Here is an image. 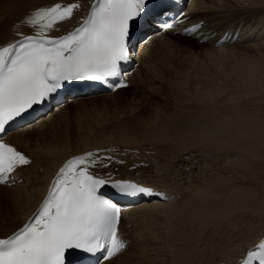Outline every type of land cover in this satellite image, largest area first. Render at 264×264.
Returning <instances> with one entry per match:
<instances>
[{"label": "bare ground", "instance_id": "bare-ground-1", "mask_svg": "<svg viewBox=\"0 0 264 264\" xmlns=\"http://www.w3.org/2000/svg\"><path fill=\"white\" fill-rule=\"evenodd\" d=\"M77 1L87 0H0V45L19 38L14 36L11 29L30 10L48 7L57 2ZM187 16L188 19L183 21L179 29L152 37L147 43L141 44L133 55L136 66L132 76L128 78L131 86L138 93L150 92L159 97L162 95L161 89H170L174 98L172 100L176 104L174 108H177L172 112L157 111L158 115H154V111L152 116L156 123L149 119L153 122L151 127L148 120L150 128L146 133L142 131L144 137L136 132V123L133 125V122L121 121V125L112 126L113 129L110 130V127H99L97 135L94 130L89 129L74 146L70 145L72 142L69 143L63 134V127L68 125L66 119L80 114L81 117L75 120L81 126V123L89 119L91 111L72 109L85 102L98 100L95 98L73 101L72 109L65 106L55 114L51 111L38 119L36 125L17 131L9 137V142L28 155L33 163L19 172L17 180H23V185L0 187V237L12 234L31 216L50 180L66 159L100 147H113L116 150L113 156L126 163V166L113 168L118 167V173L122 176L134 177L143 184L176 197L169 203L140 206L125 213L121 232L132 245L123 255L105 264H239L243 258L242 253L264 237V182L262 181L260 189L255 187L256 181L264 179V106L251 101L257 95L256 91L254 97L251 95L255 87L252 85L257 82L259 85L264 79V0H194ZM71 23L72 21L62 27L67 29ZM195 24L202 25L203 30L196 36L208 40L206 43L201 44L200 41L183 36L186 27ZM21 31L27 35L31 29L23 27ZM225 34H231L232 37L237 35L238 40L215 47L214 41ZM177 43L184 45L182 52L176 53V48L181 45L176 46ZM162 47L166 51L157 52ZM201 59L208 60L209 63L207 61L206 64H212L207 65L209 68L217 65L218 70L219 62L223 65L225 62L227 66L219 65L221 71L226 69L223 67H228L229 70L233 67L231 72L234 74H229L226 70V77L228 74L236 75L244 85L235 84L243 86L242 89L245 85V89L250 86L248 92L252 93L244 92L247 94L244 95L253 103L249 102L245 106V102L249 100L245 99L243 92H239L242 95L229 92L233 96L228 97L229 103L225 104L231 106L220 104L221 108L216 110L221 117L214 116L209 111L211 109L184 108L190 99L199 102L206 90L202 88L203 85L200 86V81L203 83L204 78L208 77L203 76L208 68L202 64L204 60ZM250 82L255 83L251 85ZM126 91L127 89L119 90L116 95ZM205 96L207 98L209 95H204V98ZM111 98L114 96L106 95L99 99ZM260 98L264 100V96ZM217 105L220 106L219 103ZM229 111L231 112L228 113ZM91 117L95 118L93 115ZM143 141L159 142L161 151H152L153 154L148 155L146 153L149 150L146 148L133 147ZM172 146L177 150H172ZM200 149L207 150L208 154L215 153L216 158L213 159L220 166L207 161V166H200V173H196L200 162L205 160L204 154L200 155ZM220 155L225 156L226 161ZM142 163L149 164L148 168L130 171ZM237 170L244 173L240 178L255 182L252 183L253 187H234L238 182L235 176ZM258 191L260 195H257ZM262 204L263 207L254 209ZM159 219L161 225L157 227Z\"/></svg>", "mask_w": 264, "mask_h": 264}, {"label": "snow or ice", "instance_id": "snow-or-ice-1", "mask_svg": "<svg viewBox=\"0 0 264 264\" xmlns=\"http://www.w3.org/2000/svg\"><path fill=\"white\" fill-rule=\"evenodd\" d=\"M82 5L76 2L30 10L11 29L13 39L0 45V134L35 106L61 102L75 82H99L127 88L122 64L135 46L175 31L170 0H95L84 19L64 35L52 36L70 22ZM28 27L33 34L21 29ZM200 26L186 28L194 34ZM116 150L86 151L68 159L51 181L47 196L27 223L0 238V264H102L128 251L120 232L122 208L103 190L123 198L176 197L153 187L116 178L110 169ZM33 161L0 135V185L12 187L16 174ZM239 264H264V240L242 253Z\"/></svg>", "mask_w": 264, "mask_h": 264}, {"label": "rangeland", "instance_id": "rangeland-1", "mask_svg": "<svg viewBox=\"0 0 264 264\" xmlns=\"http://www.w3.org/2000/svg\"><path fill=\"white\" fill-rule=\"evenodd\" d=\"M194 41H200V43L202 44V42H201V40L199 39H197V38H192ZM180 45V47H178V48H176V50H177V52L176 53H179V52H182V47L184 46L182 43H177L176 44V46L177 45ZM181 50H180V49ZM180 50V51H179ZM166 51V49H164L163 47L162 48H160V49H158V51L157 52H159V53H164ZM202 61L204 60V59H201ZM206 60V59H205ZM203 61L202 62V64L204 63L206 66L205 67H207L208 68V72L207 73H205L203 76H208V77H205L203 80H204V84L203 83H201V81H200V86L201 85H203V89L206 91V93H205V91H203L204 92V95H209V96H207V98H206V96H205V98H204V95H202L203 97H201L199 100V102H197V100H193V99H190L188 102H187V106L186 107H184V108H191V110H193V109H195V107H202L203 109H205V110H209V109H211V110H215V111H211V110H209L214 116H220L221 114H219V113H217V108H221V105H224V106H226V104H225V102H228L229 103V101H227L228 100V97H230V96H233V95H236V93H239V92H243L242 94L244 95L245 93L244 92H246L247 94H251L252 92H248V88L250 87H247V89H245L246 88V85H245V88H243V89H245L244 91H243V89H242V87H239V86H237V85H244V84H242V82H241V80H240V82L241 83H239L238 81V77H235V76H231V75H229L230 74V72H231V69L233 68V67H231V69L229 70V68L228 67H223V68H226L225 70L224 69H222V71H221V66L223 65L222 64V62H221V64H220V62H219V64H218V67H219V70H218V68H217V65H213V67H210L211 69H213V70H211L210 68H209V66H211L212 64H206V62L208 61ZM207 63H209V61L207 62ZM203 64V65H204ZM226 63L224 62V65L223 66H227V64L225 65ZM207 65H209V66H207ZM219 65H221V66H219ZM215 68H217V69H215ZM227 70V72L229 73L228 74V77H226V74H227V72H225ZM229 70V71H228ZM190 72H191V70H189ZM232 71H233V69H232ZM209 73V74H208ZM213 73V74H212ZM226 73V74H225ZM231 73H233L234 74V72H231ZM212 76H215V78H213ZM210 77H212L213 78V82H212V79L210 78ZM217 77V78H216ZM227 79H226V78ZM229 77H231L230 79H232L233 81H231L230 79H229ZM233 77V78H232ZM235 77V78H234ZM237 78V79H236ZM218 79V80H217ZM235 79V80H234ZM222 80V81H221ZM263 81H264V79H262ZM260 81L259 82V85H258V82L257 83H255V85H252V83L250 82V84L252 85V86H255L256 87V85H258L256 88L254 87V91H253V93L251 94L252 96L254 95L255 96V93L257 94V95H259V96H255V98H254V100L253 99H251L252 98V96L251 97H248V96H250V95H248L247 97L248 98H250L251 99V101H256V102H258L259 103V105H262V106H264V100H261V98H260V96H264V94H261V92H263L264 91V88H262V87H264L262 84H264L263 83V81ZM209 83H207V82ZM225 81H228V82H225ZM231 81V82H230ZM232 82H233V84H232ZM207 83V84H206ZM216 83H217V85H216ZM237 85H236V84ZM253 83V84H254ZM261 83V84H260ZM212 84V85H211ZM219 84V85H218ZM221 84V85H220ZM235 84V85H234ZM216 87H215V86ZM223 85V86H222ZM232 85V86H231ZM260 85H261V87H260ZM226 86V87H225ZM207 87V88H206ZM208 87H209V89H208ZM218 87H220V89L218 88ZM224 87V88H223ZM230 89H229V88ZM238 87L239 88H241V89H238ZM259 87H260V89H259ZM201 88V89H202ZM167 89V88H166ZM165 88L162 90L161 89V91H162V95L159 97L158 95H154V94H151L150 92L149 93H145V94H142V93H138L137 91H136V88H134V86H131L129 89H127V91L126 92H124V93H121V94H118V95H113L114 96V98H111V99H107V100H104V99H99V98H101V97H96L95 99H98V100H94V101H90V102H85L83 105H79V106H74L73 107V109H72V104L71 105H68L69 107H71V109L72 110H74V109H79V110H82V111H91L90 112V114L91 115H93L95 118H93V117H91V115L90 114H88V118L89 119H86V121H84L83 123H81V126H80V124L76 121L77 119H79L81 116H80V114L79 115H72V116H69L67 119H66V121L68 122V125H67V127H63L65 130H64V135H66L65 137H67V139H68V141H69V143L70 142H72V143H70V145H73L74 146V144H76L80 139L79 138H81V136H83L86 132H87V130H94L93 132L96 134L97 132H99V127H106V128H108V127H110L109 128V130L110 129H113V127L112 126H119V125H121L120 123H121V121L122 122H124V123H132L133 122V125H135V123H136V125L138 126V124H140V123H142V122H144V124L142 125H139L138 126V129H137V126L135 127L136 128V132L140 135V137H144V135H143V133L145 132V131H147L149 128H150V126H148V120L149 119H152L151 121H156V119L155 118H153V112L154 111H156L155 112V114L154 115H158V112L157 111H164V112H172L171 110H176L177 108H174V106H176V104H175V102H173V101H175V100H172V98H173V95H172V93L169 91L170 89H167L166 90ZM202 89V90H203ZM218 89H219V91H218ZM233 89V90H232ZM257 89V90H256ZM259 89V90H258ZM263 91H262V90ZM240 90V91H239ZM261 90V91H260ZM210 91V92H209ZM250 91H252V90H250ZM256 91V92H255ZM259 91V92H258ZM214 92V93H213ZM215 92H217L216 94H215ZM226 92V93H225ZM229 92H231V93H235V94H229ZM255 92V93H254ZM212 93V94H211ZM223 93V94H222ZM241 93H239V94H241ZM264 93V92H263ZM168 94H169V96H168ZM215 94V95H214ZM219 94V95H218ZM239 94H237V95H239ZM241 94V95H242ZM247 94H245V95H247ZM241 95H239V96H241ZM244 95V96H245ZM211 96V97H210ZM253 96V97H254ZM243 97V96H242ZM140 98H142V99H140ZM169 98L172 100H170L169 101ZM174 99V98H173ZM202 99H204L203 101H202ZM243 99V101L246 99V100H249V99H247L246 98V96H245V99H244V97L242 98ZM84 100H86V99H84ZM88 100H90V99H87L86 101H88ZM210 100H212V102H210ZM225 100V101H224ZM192 101L194 102V103H192ZM207 101H209L208 103H207V105H206V102ZM250 100L248 101V102H245V103H247V104H245V106H247L248 104H250V103H253V102H251ZM170 102L173 104H170ZM215 102H216V105H215ZM250 102V103H249ZM188 103H190V104H188ZM199 105H198V104ZM203 103V104H202ZM219 103V105L220 106H218L217 104ZM243 103V102H242ZM210 104V105H209ZM212 104V105H211ZM137 105V106H136ZM140 105V106H139ZM143 105V106H142ZM214 105V106H213ZM253 105V104H252ZM68 106H66V107H68ZM170 106H172V107H170ZM215 106H217V107H215ZM228 106H231V105H227L226 107H228ZM158 107H161V108H158ZM168 107V108H167ZM170 107V108H169ZM208 107V108H207ZM102 108V109H101ZM137 108V109H136ZM141 108H144L143 110L141 109ZM213 108V109H212ZM216 108V109H215ZM158 109V110H157ZM162 109V110H161ZM164 109H167L166 111L164 110ZM263 109H264V107H263ZM95 110V111H94ZM129 110V111H128ZM229 110H230V108H229ZM98 111V112H97ZM134 111V112H133ZM142 111V112H141ZM53 112V111H52ZM96 112V113H95ZM101 114H100V113ZM133 112V113H132ZM231 111H229L228 113H230ZM56 112H53V114H55ZM101 116V117H103V118H101L99 115ZM104 116H103V115ZM140 114V116H138ZM143 114V115H142ZM217 114V115H216ZM97 115V116H96ZM107 117H106V116ZM117 115V116H116ZM142 115V116H141ZM115 116V117H114ZM131 116V117H130ZM132 116H134L133 118H136V119H133L132 118ZM222 116V115H221ZM220 116V117H221ZM84 117H87L86 115H84ZM100 117V118H99ZM129 117H130V119H129ZM90 118H92V119H90ZM138 118V119H137ZM76 119V120H75ZM93 119H94V123H93ZM101 119V120H100ZM126 119H128V120H126ZM87 120H88V122H87ZM90 120H92V122L90 121ZM99 122H98V121ZM105 120V121H104ZM125 120V121H124ZM104 121V122H103ZM135 121V122H134ZM145 121H147L146 123V125H145ZM150 120H149V122H151ZM153 121V122H154ZM66 122V123H67ZM75 122V123H74ZM95 122H98L97 124H95ZM153 122H151L150 124H151V127H152V124H153ZM77 123H78V125H77ZM123 123V124H124ZM154 123H156V122H154ZM84 124V125H83ZM87 124H91L90 126L89 125H87ZM119 124V125H118ZM149 124V125H150ZM95 125V126H94ZM103 125V126H102ZM80 126V127H79ZM83 126H84V128H83ZM87 126H89V127H87ZM96 126H97V128H96ZM148 126V127H147ZM79 127V128H78ZM91 127L93 128V129H91ZM141 129H140V128ZM145 127H147V128H145ZM82 129V131H81V129ZM86 128V129H85ZM99 128V129H98ZM143 128V129H142ZM146 130H145V129ZM79 129H80V131H79ZM86 130V131H85ZM137 130H139V131H137ZM144 130V131H143ZM142 131H143V133H142ZM68 132V133H67ZM139 132H141V133H139ZM146 133V132H145ZM72 134V135H71ZM94 134V135H95ZM69 137H68V136ZM97 135V134H96ZM95 135V136H96ZM111 137V136H110ZM109 137V138H110ZM69 138H71L70 140H69ZM108 137H107V139H109ZM73 139V140H72ZM145 144V146L147 145V147H149V148H147V147H145V146H143L144 144ZM152 143H153V145H154V147H153V145H152ZM156 143V144H155ZM138 145L137 146H133V147H140V146H142V149H144V148H146L147 150H149L146 154H153V152H158V151H161L160 150V148H161V145H160V143L159 142H147V143H145V141H143V142H140V143H137ZM158 144V145H157ZM152 146V147H151ZM160 146V147H159ZM144 147V148H143ZM157 147V151L155 150V148ZM154 148V149H153ZM173 148V149H172ZM172 148H170V149H172V150H177V148L176 147H173L172 146ZM141 149V148H140ZM153 151V152H152ZM200 155L202 156L203 154V157L205 158V160H204V158H203V160L204 161H201L200 162V165H199V168H196L197 170L195 171L196 173L197 172H199L200 173V166H207V161H209V162H212L213 161V163H214V165H217L218 167L220 166V165H218V163H215V161H214V159L213 158H216L215 157V153H210V154H208L207 153V150H205V149H200ZM206 151V152H205ZM212 154H214V155H212ZM213 156V157H212ZM216 156H218V154H216ZM210 157H212L211 159H210ZM220 157H222L221 159L222 160H224V161H226L225 159H226V157L224 156H221L220 155ZM225 158V159H224ZM204 162V163H203ZM203 163V164H202ZM202 164V165H201ZM145 167H146V165L145 164H143ZM217 167V168H218ZM264 172V171H263ZM262 172V173H263ZM242 175H244V173H243V171L242 170H237L236 172H235V176L237 177V180H238V182H236L235 184H234V187H236V188H240V187H253L252 186V183H254L255 184V182H250V181H246V180H243L242 178H240ZM264 182V179H262L261 180V182H257L256 181V189H260V185H261V183L263 184V182ZM258 183H260V184H258ZM21 185H23V183H21L20 184V186ZM238 185V186H237ZM258 185H259V187H258ZM262 186V185H261ZM264 186V185H263ZM258 187V188H257ZM260 191V190H259ZM259 191L257 192L258 194L257 195H260L259 194ZM261 207H263V204L262 205H260V206H257V207H255L254 209H259V208H261ZM162 215V213H160V216ZM154 221H156V220H154ZM161 220L159 219L157 222H156V224L158 225H156L155 224V228H156V226L157 227H159L161 224Z\"/></svg>", "mask_w": 264, "mask_h": 264}]
</instances>
